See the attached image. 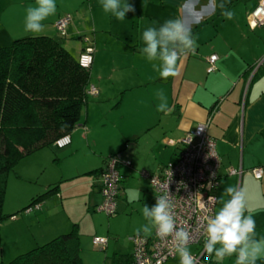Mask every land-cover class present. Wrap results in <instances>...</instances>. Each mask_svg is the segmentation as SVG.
I'll use <instances>...</instances> for the list:
<instances>
[{
	"label": "crops",
	"instance_id": "1",
	"mask_svg": "<svg viewBox=\"0 0 264 264\" xmlns=\"http://www.w3.org/2000/svg\"><path fill=\"white\" fill-rule=\"evenodd\" d=\"M128 2L134 5L135 12L127 13L125 20L118 21L103 11L100 0H56V14L44 21V31L38 35H46V29L58 33L55 23L69 17L68 33H80L86 29L93 35L95 47L99 42L105 47V53L98 54L94 45L91 46L94 51L89 72L95 81L90 80L89 87L97 90L94 96L97 102L104 104L103 115L108 110L120 112L124 99L132 103L135 124L128 131L122 128L115 133L123 140L135 142L130 159L138 167L146 168L149 175L174 162L181 149L180 141L199 123L208 121L206 132L215 141L220 159V180L214 196L219 198L229 185L241 190L246 204L245 215H252L256 221V238L264 239V175L256 179L252 173L256 169L264 171V25L252 28L247 23V16L259 0H215L214 11L207 7L209 0H199L191 10L185 6L187 0ZM220 3H225L234 12L232 20L221 15ZM34 4L35 0H0V47L8 46L19 38V34L23 33L20 37L33 34L25 30L24 20L27 7ZM176 18L191 26L197 46L182 56L179 75L163 80L153 69V62L138 51L144 46L141 34L147 27H158L165 20ZM99 32L104 34L101 38ZM83 49L82 46L78 55ZM212 55L217 56L215 69L207 73L208 58ZM104 62L109 65L105 77L99 73ZM103 79L111 82L105 86ZM159 90L167 96L170 109L167 113L157 111L159 100L156 93ZM91 110L93 119L98 118L97 113L101 116L99 102L86 109L82 124L79 120L76 131L69 134L70 150H78L81 143L88 144L89 140L97 147V135L93 134L97 125L88 122ZM114 139L119 141L116 137ZM95 149L103 155L102 147ZM106 157H101L100 165L81 172V176L93 175L94 181L89 184L100 198L97 176L105 166ZM140 157L142 162H139ZM228 168L240 169L241 176H228ZM134 172L138 171L119 168L121 194H125L124 175ZM55 184L46 185L44 190ZM60 191L59 186L57 194ZM41 203H38L39 208ZM216 206L217 203L215 211L220 205ZM74 222L73 226H77ZM56 230L51 235H56ZM48 236L46 231L43 237ZM15 248L19 249L18 246ZM257 264H264V258Z\"/></svg>",
	"mask_w": 264,
	"mask_h": 264
},
{
	"label": "rangeland",
	"instance_id": "2",
	"mask_svg": "<svg viewBox=\"0 0 264 264\" xmlns=\"http://www.w3.org/2000/svg\"><path fill=\"white\" fill-rule=\"evenodd\" d=\"M67 28L65 36L60 35V32L58 34L52 30L47 31V29L44 33L62 43L73 57L78 55L82 46L92 48L94 51L91 47L92 44L94 45L93 35L89 31L85 29L80 33H76V31H69L68 33ZM98 35L101 38L104 34L99 32ZM20 36H23V33L18 35L19 38H23ZM104 48L101 42L95 47L98 54L105 53ZM108 72L109 65L104 62L99 67V73L105 77ZM90 76V80L94 82V75L90 73ZM110 82L103 79L102 84L106 86ZM98 102L101 107V116L97 113L98 118L93 119L94 115L91 110L88 120V122L92 121L94 125H97L96 128H93V134L97 135L95 139L97 140V147H94L90 140L88 144L86 142L81 143L76 151L70 150L69 145L62 148L43 147L21 159L9 172L2 212L7 216L10 214L15 216L12 219L10 217L4 219L0 224V261L8 263L20 254L35 248L36 244L43 245L58 234L70 231L73 227V221L77 224L76 228L80 238L81 264H120L117 262L120 257L124 259L123 257H129L132 253L131 238L137 235L153 236L154 229L148 236L142 232L137 234L136 231L141 225L147 223L142 215L143 206L146 204L151 207L155 204L154 190L148 179L141 176L142 171L148 170L138 167L130 159V154L135 148V142L128 139L123 140L115 133L122 128L128 131L135 124L136 116L133 112L132 103L126 102L124 99L120 112L108 110L106 111L107 114L103 115L104 104ZM98 102L96 96H87L86 102L80 109L79 124L83 122L86 109ZM84 133L82 130V138H84ZM114 137L118 138L119 141H115ZM99 147H102L103 155L99 154L98 149H95ZM110 155L120 156V161L123 163L125 161L131 162L130 167L120 165L119 168H122V171L138 172L130 175L122 173L125 176L124 182H126L124 185L125 194H121L119 191L116 212L107 215L103 211L96 210V206L101 203L102 197L100 198L92 189L93 175L85 177L81 176V172L100 165L102 158ZM139 162H142L141 157ZM75 176L80 177L75 178ZM87 178H90V181ZM83 179H86L88 183H85ZM51 183L59 184L60 193L43 199L40 208L38 204L30 210L23 211V207L29 205L33 198L44 194L46 192L44 188ZM216 189L213 191V195H216ZM218 205L217 202L216 207ZM15 218L16 222L14 221ZM56 228L58 233L51 235ZM46 231H48L49 236L44 239L43 236ZM94 238L106 240L104 250L93 244ZM15 246H18L19 249L17 250ZM189 249L192 254H195L200 252L202 247L190 245ZM211 258L212 263L217 264L215 257L211 256ZM127 264L132 263L128 260ZM164 264H180L179 256L177 255ZM220 264H235V256L225 258Z\"/></svg>",
	"mask_w": 264,
	"mask_h": 264
},
{
	"label": "trees",
	"instance_id": "3",
	"mask_svg": "<svg viewBox=\"0 0 264 264\" xmlns=\"http://www.w3.org/2000/svg\"><path fill=\"white\" fill-rule=\"evenodd\" d=\"M89 71L62 43L44 34H28L0 47V224L12 217L2 212L9 172L24 157L54 146L76 128L88 96ZM58 188L48 187L23 211L57 194ZM79 239L74 225L70 232L0 264H81ZM131 256L117 262L132 263Z\"/></svg>",
	"mask_w": 264,
	"mask_h": 264
},
{
	"label": "clouds",
	"instance_id": "4",
	"mask_svg": "<svg viewBox=\"0 0 264 264\" xmlns=\"http://www.w3.org/2000/svg\"><path fill=\"white\" fill-rule=\"evenodd\" d=\"M197 3L199 0H187L185 6L191 10ZM100 4L105 13L118 21L125 20L127 13L135 12L134 5L128 0H100ZM216 6L215 0H209L207 7L210 10L214 11ZM218 6L225 19L234 18V12L228 9L225 3H220ZM56 12V0H35V4L26 9L25 30L34 34L43 32L44 21L54 16ZM196 22L199 20L197 19ZM141 40L144 46L138 51L149 62H153V69L163 80L178 76L179 61L182 56L194 51L197 46L191 26L180 18L165 20L158 27H147L141 34ZM156 96L159 100L157 111L163 113L170 111L164 91H157ZM208 201L213 205L217 202L220 205L214 214L206 215L203 224L205 236L203 247L208 256H214L217 264L233 256H235V264H257L259 259L264 258V239L256 238V221L252 215H245L246 204L243 192L229 185L224 188L219 198L209 196ZM197 205L200 208L205 207L204 202L200 200L197 201ZM174 207L170 193L157 196L155 204L151 207L145 204L142 215L147 223L136 230L137 234L142 232L148 236L155 229L161 240L171 238L180 264H197L188 246L191 239L190 232L186 227L177 226Z\"/></svg>",
	"mask_w": 264,
	"mask_h": 264
},
{
	"label": "built area",
	"instance_id": "5",
	"mask_svg": "<svg viewBox=\"0 0 264 264\" xmlns=\"http://www.w3.org/2000/svg\"><path fill=\"white\" fill-rule=\"evenodd\" d=\"M69 17L60 19L55 23V28L60 35L65 36ZM247 23L250 27L264 25V0H259L256 8L247 16ZM216 55L208 58L209 67L207 73L215 69ZM262 63V62H261ZM78 64L81 68L88 69L93 64L92 48H84L78 55ZM97 90L90 86L87 95L94 96ZM208 121L199 123L196 128L189 132L181 141L176 160L168 163L153 175L142 171L141 176L148 179L156 197L165 193H170L175 207L174 214L178 227H186L190 232V245H200V252L192 254L197 264H209L210 257L204 251L203 224L206 215L215 212V205L208 201L209 196H214L213 191L218 186L220 159L213 139L207 135ZM71 140L69 135L59 138L54 143V147L62 148L68 146ZM131 166L130 161L124 163L120 161V156L110 157L104 169L99 173L98 187L102 197L101 203L96 206L97 211H103L107 215L116 212L117 197L120 191L119 166ZM228 176L240 177V169L228 168ZM256 179H261L264 171L256 169L253 172ZM211 183V185H210ZM214 186V187H213ZM204 202L205 207L200 208L197 201ZM132 263L133 264H164L174 259L178 254L174 250L171 238L161 240L154 229L152 237L140 235L131 238ZM93 244L100 246L101 250L106 247V240L94 238Z\"/></svg>",
	"mask_w": 264,
	"mask_h": 264
}]
</instances>
